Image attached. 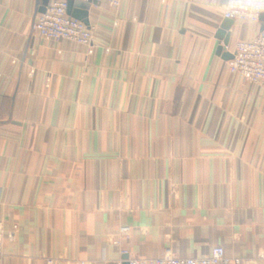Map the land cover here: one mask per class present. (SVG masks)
Segmentation results:
<instances>
[{"label": "crops", "instance_id": "1", "mask_svg": "<svg viewBox=\"0 0 264 264\" xmlns=\"http://www.w3.org/2000/svg\"><path fill=\"white\" fill-rule=\"evenodd\" d=\"M43 2L0 0V264H264V88L217 52L228 0L91 5L92 53L33 31Z\"/></svg>", "mask_w": 264, "mask_h": 264}, {"label": "built area", "instance_id": "2", "mask_svg": "<svg viewBox=\"0 0 264 264\" xmlns=\"http://www.w3.org/2000/svg\"><path fill=\"white\" fill-rule=\"evenodd\" d=\"M70 0H49L45 11L37 13L32 29L40 37L53 42L61 40L73 41L88 46V53L94 51L95 27L74 17L68 11ZM91 5L102 2L117 8L121 0H83ZM260 0H228L223 8V17L243 22H260L264 9L259 8ZM228 45L225 46V50ZM233 57L228 60L229 71L240 77L244 82L254 83L264 88V29H261L250 39L238 40L234 45ZM131 227L123 226L120 233L130 236ZM12 237L6 234L0 224V255L3 254L5 239ZM119 244V240H114ZM127 253V250H123ZM48 264L54 263V258L47 259ZM84 264V262H82ZM129 264H243L240 257L227 254L222 245L214 246L209 254L199 257L178 256L167 252L156 257H132Z\"/></svg>", "mask_w": 264, "mask_h": 264}, {"label": "water", "instance_id": "3", "mask_svg": "<svg viewBox=\"0 0 264 264\" xmlns=\"http://www.w3.org/2000/svg\"><path fill=\"white\" fill-rule=\"evenodd\" d=\"M48 1L49 0H44L43 5L40 8V11L42 12L45 11ZM73 4H76L77 6L76 9H73ZM90 6H91V3L88 1L70 0L68 11L74 17H77L83 20L84 22L88 23L89 22L88 12H89ZM260 20L263 22V26L261 29H264V13L260 15ZM233 21H234L233 19L225 18L221 26V29L218 32V37L222 39L223 44L219 45L217 52L218 54H222L223 57H225L226 59H231L233 57V55L230 52L225 50V46L229 44V39H230V34H228L227 31L232 25Z\"/></svg>", "mask_w": 264, "mask_h": 264}, {"label": "clouds", "instance_id": "4", "mask_svg": "<svg viewBox=\"0 0 264 264\" xmlns=\"http://www.w3.org/2000/svg\"><path fill=\"white\" fill-rule=\"evenodd\" d=\"M259 8L264 9V0H260Z\"/></svg>", "mask_w": 264, "mask_h": 264}]
</instances>
